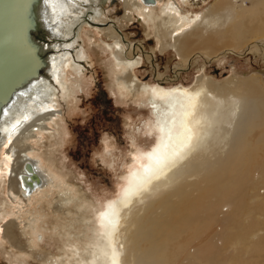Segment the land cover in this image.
Instances as JSON below:
<instances>
[{
    "label": "rangeland",
    "instance_id": "1",
    "mask_svg": "<svg viewBox=\"0 0 264 264\" xmlns=\"http://www.w3.org/2000/svg\"><path fill=\"white\" fill-rule=\"evenodd\" d=\"M174 1L182 11L194 15L205 14L217 0L202 2L194 9ZM242 1L245 0L238 3ZM247 3L253 7L252 0ZM97 6L106 15L105 20L116 24L120 37L143 47L140 50L143 63L133 73L140 83L191 87L203 77L220 87L234 77L248 79L253 75L261 76L264 82V37L255 43L258 48L221 52L211 61L200 55L185 63L169 45L158 44L151 22L122 0H101ZM154 7L155 11L160 9L159 5ZM100 26L85 23L79 30L76 48L70 52L76 62L73 59L65 69L68 84H62V76L55 83L56 109L60 112L55 123H49L50 130L43 132L42 137L17 147L14 154L18 157L21 150H36L48 168L77 190V197L65 206L60 205L61 189L55 186L51 192L45 188V194L37 195L32 202L21 198L24 200L21 203L10 192L9 176L0 178V264H79L88 260L87 248L97 234L98 212L119 196L125 184L123 177L135 164L132 162L135 154L150 150L157 140L155 132L148 129L156 122L152 105L139 102L135 95L123 96L118 92L113 57L106 45L115 38L106 25ZM241 27L238 21L236 29ZM176 68L180 73H175ZM247 121L240 127H248ZM262 129V124L257 126L260 133L253 138L249 155L241 154V137L251 134L235 131L226 141L227 146L226 142H219L212 155L202 162L203 168L195 166L188 173L190 177L179 181L175 192L160 199L167 196L170 207L164 211L162 221L171 223L178 215L176 222L171 223L173 229L153 235L149 232L151 226L143 223L148 218L140 220L135 235L138 245L134 249L137 264H264ZM12 148L11 143L9 149L0 146V176L3 159L7 152L12 153ZM248 169L250 173L261 174L255 184L257 196ZM225 185L230 189H225ZM225 193L227 200L221 196ZM239 199L242 202L237 210ZM162 211L156 209L153 214ZM11 222L15 223L13 230L20 236L22 247L6 235ZM34 230L37 236L31 242ZM198 253L206 258L198 260Z\"/></svg>",
    "mask_w": 264,
    "mask_h": 264
},
{
    "label": "bare ground",
    "instance_id": "2",
    "mask_svg": "<svg viewBox=\"0 0 264 264\" xmlns=\"http://www.w3.org/2000/svg\"><path fill=\"white\" fill-rule=\"evenodd\" d=\"M99 1L42 0L36 10L35 16L39 21L37 34L42 40L45 65L41 74L31 77L3 107L0 146H8L9 149L11 143L14 150L11 149V154L6 153L0 178L9 176L10 192L21 203L24 202L21 198L32 202L37 195L45 194V188L51 192L55 186L61 189L60 205H66L77 197V190L48 168L36 150H21L18 157L14 154L17 147L42 137L43 132L50 130L49 123H55L59 116L55 83L62 77V84L67 83L65 69L71 66L73 59L76 62L70 52L76 48L82 25L87 23L96 28L106 25V30L111 31V37L115 38L106 45L113 57L118 92L123 96L135 95L139 102L146 101L152 105L156 122L148 129L155 132L157 140L150 150L135 154L136 159L132 161L135 164L123 177L125 184L119 196L98 212L95 241L87 248L90 258L77 263L137 264L134 249L138 245L135 244V235L140 220L148 218L143 223L151 226L149 232L153 235L174 228L172 224L178 215L171 220L172 224L162 221L164 211L170 209L167 196L160 200L163 196L175 192L179 181L190 177L188 173L193 172L195 166L203 168L202 162L212 155L219 142H228L235 131L251 134V137H241V154L246 157L251 153L252 140L260 133L257 126L262 124L264 127V82L261 76L253 75L248 79L234 77L220 87L203 77H199L191 87L179 84L167 88L160 83H140L133 73L143 63L139 53L142 47L124 46L115 29L116 24L105 20L106 15L98 9ZM122 1L149 24L151 22L150 26L156 29L158 44L169 45L185 63L200 55L211 61L221 52H238L252 46L258 48L255 43L262 39L259 37H264V10L261 9L264 0H252V8L247 3L249 0L242 1V4L238 0H217L205 14L196 12L194 15L182 11L174 0H155L153 3L142 0L144 4L141 0ZM179 1L194 9L197 4L212 0ZM157 5L160 9L155 11L154 6ZM238 21L242 23L240 30L236 29ZM194 45L202 49L193 50ZM175 71L180 73L179 68ZM246 120L248 127L241 128V123ZM32 173H36L38 179L32 180ZM260 175L250 173L253 186ZM227 188L230 186L225 185ZM256 190L257 186L253 191L255 195ZM221 196L224 200L229 198L226 193ZM241 202L239 199L235 209L240 210ZM156 209L163 211L153 214ZM14 226V222L7 226L6 235L12 243L22 247L23 242L13 230ZM33 232L31 242H35L34 235L37 236V231ZM76 251L78 249L75 250L77 255ZM168 258L172 261L170 253ZM197 258L201 261L206 256L198 253Z\"/></svg>",
    "mask_w": 264,
    "mask_h": 264
},
{
    "label": "water",
    "instance_id": "3",
    "mask_svg": "<svg viewBox=\"0 0 264 264\" xmlns=\"http://www.w3.org/2000/svg\"><path fill=\"white\" fill-rule=\"evenodd\" d=\"M154 2L155 0H149ZM42 0H0V115L3 107L45 65L35 12ZM32 180L38 179L32 173Z\"/></svg>",
    "mask_w": 264,
    "mask_h": 264
},
{
    "label": "flooded vegetation",
    "instance_id": "4",
    "mask_svg": "<svg viewBox=\"0 0 264 264\" xmlns=\"http://www.w3.org/2000/svg\"><path fill=\"white\" fill-rule=\"evenodd\" d=\"M141 2H142V0H141ZM143 3V2H142ZM144 4V3H143ZM112 23H114L113 21H112ZM117 26H115V28H116ZM119 33V32H118ZM120 35V34H119ZM122 37V36H121ZM123 41H124V44H126V45H129V46H133L134 45V47L135 46H141V45H139V44H133V43H130V42H128L126 39H123V38H121ZM142 47V46H141ZM143 48V47H142ZM139 53H140V55H142V57H143V54H142V52H140L139 51ZM144 58V57H143Z\"/></svg>",
    "mask_w": 264,
    "mask_h": 264
}]
</instances>
